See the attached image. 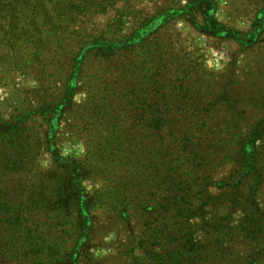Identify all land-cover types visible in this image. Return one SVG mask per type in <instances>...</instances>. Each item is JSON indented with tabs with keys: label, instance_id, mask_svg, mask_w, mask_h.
Masks as SVG:
<instances>
[{
	"label": "rangeland",
	"instance_id": "rangeland-1",
	"mask_svg": "<svg viewBox=\"0 0 264 264\" xmlns=\"http://www.w3.org/2000/svg\"><path fill=\"white\" fill-rule=\"evenodd\" d=\"M136 2L137 26L124 32L136 58L132 43L107 44L83 63L90 74H111L104 91L87 77L11 75L22 58L1 48L0 119L33 109L23 136L38 140L29 172L5 185L10 202H24L29 223L45 225L54 264H264V229L250 232L264 219V197L252 196V209L230 225L225 207L205 209L201 199L191 218L187 203L206 189L233 191L250 170L264 175V162L253 164L264 161V0ZM115 80L116 91H106ZM259 180L245 185L264 193ZM43 190L54 203L31 206ZM99 198L106 202L94 210Z\"/></svg>",
	"mask_w": 264,
	"mask_h": 264
},
{
	"label": "trees",
	"instance_id": "trees-1",
	"mask_svg": "<svg viewBox=\"0 0 264 264\" xmlns=\"http://www.w3.org/2000/svg\"><path fill=\"white\" fill-rule=\"evenodd\" d=\"M172 3L173 1L170 6ZM173 6L167 11L178 10ZM138 14L141 12L138 11L136 0H0V52L2 49L5 51L4 57L22 58L21 61L15 60L14 64H11L12 69L8 72L11 75L19 72L33 79L49 78L55 81L63 80L66 83L73 79L79 82L81 78L87 77L90 78V83L97 86L94 91L101 92L104 91V78L111 74L105 73L104 70H93L90 74L83 63L88 59L90 51L107 44L132 43L127 50H131L132 57L136 58L132 36L129 37L124 32L135 30ZM126 18L131 19L132 22H125ZM1 56L3 55L0 54ZM119 65L120 63L115 64L116 71L118 67L123 71L124 66ZM91 78L96 81H92ZM117 81L107 84L106 91L114 93ZM62 87L65 88L66 85ZM34 116L36 114L32 109L25 115L18 113L12 116L11 122L0 119V237H2L0 264H7V261H17V259L28 264H54L55 253L51 250L53 248L44 247L41 241L40 230L44 224H40L38 220L29 223V220L22 215L24 211L21 210V206L24 202L12 204L7 194L9 192L5 188L12 177H19L29 172V165L33 161L29 160V155L37 146L38 140L30 143L24 138L23 133L31 131L25 125ZM261 162L264 161L262 159L257 161V158L253 160V164ZM257 169L264 172V166ZM255 177L260 179L262 188L264 175L250 170L247 176L238 178L242 186L233 188L231 192H223L228 189L225 187H220L219 194L210 193L206 189L202 198H195V204L190 197V201L187 202L191 209L189 217H198L197 213L192 214L193 210H201L202 208L198 207L200 200L205 199L209 202L206 203L205 209L222 206L229 211L224 222L230 225L234 215L252 209V206H247L252 202V196L264 197V193H252L250 189L249 191L250 184L245 185L246 180L252 183ZM23 188L22 185L18 190ZM18 190L16 192L19 196ZM46 192L48 191L37 192L36 198L30 200L32 203L30 205L41 207L45 203H54L56 198L49 199L48 197L51 196H46ZM185 199L187 201V198ZM105 202L99 198L94 210L100 209ZM244 204L246 206H243ZM169 205L173 207V211L179 208L176 200H170ZM74 209L80 213L91 212L85 205H77ZM163 210L168 211L165 208ZM160 211L161 208L153 209V214H158ZM239 223L240 221L237 225ZM237 225L232 228L230 226V229L236 230ZM261 229H264V219L253 220L250 232L257 230L256 233H262L259 231ZM78 237L79 235L74 237V240ZM75 242L78 244L77 241ZM47 257L48 260L45 259Z\"/></svg>",
	"mask_w": 264,
	"mask_h": 264
}]
</instances>
